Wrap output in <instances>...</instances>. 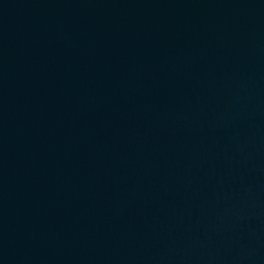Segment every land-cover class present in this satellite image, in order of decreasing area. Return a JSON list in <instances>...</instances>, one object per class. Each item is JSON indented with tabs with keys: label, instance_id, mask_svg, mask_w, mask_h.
<instances>
[{
	"label": "water",
	"instance_id": "95a60500",
	"mask_svg": "<svg viewBox=\"0 0 264 264\" xmlns=\"http://www.w3.org/2000/svg\"><path fill=\"white\" fill-rule=\"evenodd\" d=\"M0 264H264V0H0Z\"/></svg>",
	"mask_w": 264,
	"mask_h": 264
}]
</instances>
